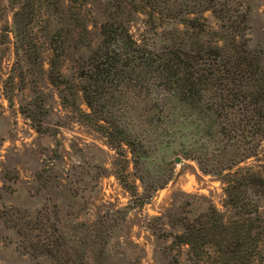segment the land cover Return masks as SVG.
Returning <instances> with one entry per match:
<instances>
[{"label":"rangeland","instance_id":"374dc122","mask_svg":"<svg viewBox=\"0 0 264 264\" xmlns=\"http://www.w3.org/2000/svg\"><path fill=\"white\" fill-rule=\"evenodd\" d=\"M108 1L61 0L67 23L74 22L71 9L85 16L89 44L74 43L69 33L72 44L61 57V69L71 83L59 87L48 78L52 50L45 41L37 62H17L9 31L12 8L0 0V264H56L52 256L26 248L22 235L6 223L14 216L34 217L45 208L67 242L90 250V264H264L263 195L250 189L246 201L258 199L259 209L251 220L238 215L220 177L203 173L195 159L182 156L180 145L168 141L153 146L135 170L130 159H121L63 105L62 96L72 100L73 90L87 110L76 86L75 59L99 42ZM235 3L246 12L237 40L264 70V0ZM199 17L209 30L219 27L211 12ZM153 20L140 14L128 24L136 38L157 48L192 42L196 30L178 19L156 15ZM200 38L211 39L206 33ZM238 169L264 177V140L258 155L234 166L232 174ZM140 175L150 182L151 193H145ZM107 210L112 216L97 221ZM186 226L201 229L197 251L177 237ZM254 237L258 246L253 251ZM228 244L239 245L238 255L226 253Z\"/></svg>","mask_w":264,"mask_h":264},{"label":"trees","instance_id":"16d2710c","mask_svg":"<svg viewBox=\"0 0 264 264\" xmlns=\"http://www.w3.org/2000/svg\"><path fill=\"white\" fill-rule=\"evenodd\" d=\"M7 1L12 8L9 31L17 62H37L41 40L45 41L52 50L50 82L59 87L70 85L61 69V57L72 40L89 44L85 16L71 9L74 22L67 23L61 0ZM240 9L235 0H109L99 42L75 59L76 86L87 110L73 90L72 100L66 94L62 99L81 123L101 136L104 145L121 159H130L135 170L157 143H177L184 158L195 159L203 173L220 177L226 184L228 203L238 215L251 220L260 202H247V192L252 189L264 196V177L250 169L233 174L231 170L257 156L264 140V70L258 58L237 40L246 20V12ZM206 11L220 21L217 29L209 30L200 21L199 14ZM140 14L148 15L152 22L156 15L178 19L196 30L194 38L187 46L178 43L157 48L132 34L128 22ZM204 33L211 39L200 38ZM172 162L169 179L174 172ZM121 167L125 170L127 165ZM139 178L145 193H151L150 182L144 176ZM47 209L34 217L14 216L6 223L22 235L26 248L52 256L56 264H90V250L67 242ZM109 213L101 212L97 221L112 216ZM219 225L227 229L221 219ZM200 230L186 226L177 237L192 250L199 249L196 237ZM237 246L224 248L226 253L238 255ZM257 246L254 237L253 251Z\"/></svg>","mask_w":264,"mask_h":264},{"label":"water","instance_id":"95a60500","mask_svg":"<svg viewBox=\"0 0 264 264\" xmlns=\"http://www.w3.org/2000/svg\"><path fill=\"white\" fill-rule=\"evenodd\" d=\"M177 161H179V159H177Z\"/></svg>","mask_w":264,"mask_h":264}]
</instances>
